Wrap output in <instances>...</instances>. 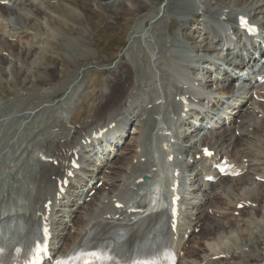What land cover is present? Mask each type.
<instances>
[{
  "label": "rangeland",
  "instance_id": "obj_1",
  "mask_svg": "<svg viewBox=\"0 0 264 264\" xmlns=\"http://www.w3.org/2000/svg\"><path fill=\"white\" fill-rule=\"evenodd\" d=\"M77 1L78 22L76 24L72 20L69 21L70 23L66 22L67 29H74L72 34L68 31L60 32L58 25L51 22L52 19L57 18L55 15L56 10H52L54 14L51 11L47 13L44 21L46 24L39 33L41 38L51 40L52 46H47L48 48L46 47L43 52L32 60H25L18 67L14 61L15 71L12 76H9L10 70L8 67L6 68V64L0 62V72L2 74L0 78V103L6 102L7 106L6 111L0 112V211L12 206L19 199L24 202L25 211L31 209L37 198V196L34 197V188L38 184V176L41 175L42 170L37 161L38 159H36L37 153L46 151L48 145H50L49 143H57L65 141L67 138L69 140L73 138L72 143L76 144L78 142L73 141L81 129H85L86 133H89L88 128L95 123L106 121L110 114L114 124L117 125L124 118L121 115L123 112H126L125 118L135 120L138 113L132 112V106L143 105L144 98L162 93L163 97H160V99L164 102L158 105L149 117L153 122L152 129L149 132L151 134L150 142H147L145 138L143 140L142 131L138 129L141 124L138 121L130 124L124 141L131 152L126 153L121 158L119 157L112 166L114 177L111 178L112 181L118 182L117 185L121 186V197L131 196L134 192L129 191L126 187L129 179L125 178V180L120 176L125 174L124 169L131 167L132 156H135L134 147L145 140L147 145L159 141L160 138L155 135L156 129L153 130V128L159 122L160 125L166 126L177 110V104L173 101L172 96L174 95L173 92L176 90L178 92L180 88L173 86L172 75L167 69V65L162 63L165 59V53H171L173 56L178 57L182 65L195 67V71L188 73L189 77L187 78H194L192 90L196 95L201 94L206 102L209 100L213 103L217 100L227 99L225 95H219L220 93L216 91L217 84L210 83L209 88L203 86L207 76L211 73L210 76L213 77L214 73V71L209 72L206 68L214 69V66L204 62L203 64L197 63L202 55L205 58H223V52L219 50L220 47L217 52L197 54L194 48L202 46L199 43L201 37L196 38L197 40H191L192 42L185 39L186 35L192 34L190 31L194 32L196 30L198 32L199 29L203 30L209 26L218 27L210 14L205 18L201 17L199 20L190 18V14L199 13L203 8L199 4V0H182L183 2H179V0H121V4L115 7L106 6L102 0ZM173 1L187 4L191 7V12L184 11L173 14L175 12H171L168 8V4ZM204 1L200 0V2ZM230 1L235 5L231 7L237 11L239 8L242 9L246 15L262 5L261 0ZM212 3L214 4V1ZM52 5H56V1H53ZM147 5L151 6L147 7ZM200 20H204L208 24ZM193 23H199V25L193 26ZM182 28L190 31L181 32ZM219 34L223 36L221 32ZM14 39L7 40L6 46L16 50L20 45ZM222 43L223 41L219 46ZM30 44L33 43L30 42ZM7 52L5 51L2 54ZM36 58H43V61L36 63ZM16 68L17 70L18 68L21 69L19 75ZM43 68H47L52 72V77L46 75L44 77L43 75L47 71H43L42 75ZM124 68H130L133 74L131 82L125 88V94L131 97L126 104L134 99L136 93L137 95L133 100L135 104H130L131 108L128 106L125 109L121 95L117 93L115 102H112L109 107L106 106L101 113L97 112L99 103L91 95L98 90H101L103 94H107L108 90L104 83L112 80L113 74L120 73ZM139 82L142 83V86L138 89ZM101 84L102 87L99 88ZM24 86L27 91L23 90ZM133 91L135 93L132 94ZM259 96L263 98L262 101L259 100ZM240 98L244 102L243 107H241L243 111L239 115L233 116L231 124L238 123L241 114L246 111L247 114H252V120L260 132V128L264 123V87L254 89L248 94H239L237 99L231 98L228 101L233 103ZM191 108L204 110L205 106L201 102H195L191 105ZM189 114L193 116L195 114L194 110ZM148 116L139 117V120L144 121ZM96 126L100 127L99 124H95ZM232 127L233 124L231 127L223 126L208 132L206 138L208 140L205 145L215 144L224 131ZM235 136L239 137L238 133ZM254 143H257L256 146L262 147L264 138L258 139ZM138 148L141 149L140 146ZM173 148L176 150V154H180L179 151L184 148L188 149L189 144L176 143ZM223 148L225 149V147ZM143 150L145 153L147 152L146 149ZM155 150L156 160L161 168V155L159 156L161 151L158 148ZM194 150L198 153L200 145L196 144ZM243 151L244 154L247 153L246 150L243 149ZM149 152L146 154L150 155ZM252 152L256 153L254 150ZM238 154H236L235 161L240 166L248 168V178H243L244 182L242 184H239L238 179H233L234 181L230 184L226 180V184L224 183L226 186H223L225 188H212L205 194L201 191L198 192V182L195 181L199 179V176L201 177V172L207 168L206 162L200 160V155H196L194 160L198 163L197 171H194L192 175L185 172L182 174V170L186 171V165L182 161L180 162L182 156H176L178 157L175 160L177 161V168L181 173L177 180L182 187L181 197L183 202L179 232L184 237L182 236L180 239V249L182 250L184 243L189 241L188 249L180 253L179 264H197L196 260L200 261V264H232L234 259L252 254L258 257L255 264H264V199L260 200L264 191V183L259 182L253 176L256 173L264 175L262 156L258 155L260 159L257 156L255 158L249 157L250 159H241L237 156ZM192 160V157L186 158L189 163ZM152 164L154 165L153 162ZM149 165L144 169H149L151 167ZM143 167L142 165L137 166V169L141 172L145 171L144 175L152 176L151 173H147V170L143 171ZM109 170L106 169L107 174L110 173ZM114 171H117V173L114 174ZM87 179H90V177H87ZM103 182L101 181L98 184ZM123 182L124 185L122 186ZM207 186L203 185L201 190L208 189ZM97 188L100 191L102 189L101 187ZM104 191L102 190L103 193L101 194L103 197L107 194V188ZM116 192H119L118 189H116ZM212 195L218 198L213 201L214 204L209 205L208 202L211 200L209 198ZM96 197L94 196L91 203H88L93 205ZM236 197L248 198L249 202H252L250 199L253 200L254 198L256 202L251 206L247 203L248 208L246 207V210L237 209L235 211ZM249 206L252 209H249ZM207 217L220 220L224 229L214 231L212 234H203L202 229L207 228ZM200 219L201 221H199ZM189 223H195L194 226L196 227L198 224L200 225H198L199 228L195 227L193 229V237L188 233L184 234ZM62 227L58 226L56 232H61ZM68 227H72L71 224ZM72 232L73 229L70 233ZM193 250H198L196 255L193 257L186 256L188 251L192 252Z\"/></svg>",
  "mask_w": 264,
  "mask_h": 264
},
{
  "label": "bare ground",
  "instance_id": "obj_2",
  "mask_svg": "<svg viewBox=\"0 0 264 264\" xmlns=\"http://www.w3.org/2000/svg\"><path fill=\"white\" fill-rule=\"evenodd\" d=\"M53 1H56V5H52ZM102 1L106 4V6H109V7H115L121 4V0H102ZM213 1H214V4L212 3ZM1 2H5V5L0 4V56H3L2 53H4L5 51H8L7 53L9 55L6 53L4 55L5 57H0V62L5 63L6 68L7 67L9 68L10 70L9 76L10 75L12 76L13 72L15 71V67L13 65L14 61L17 63L16 66L18 67L23 61L25 60L28 61L30 59L32 60L39 53L43 52L47 46H50L52 44L51 40L41 38V36H39V33L44 29V26L46 24L44 23V21L46 19L48 12L50 11L52 12V10H56L55 15L57 16V18L52 19L51 22L52 23L55 22L58 25L57 27L60 32L68 31L70 34H72V32H74V29L73 28L67 29L68 27L66 28V22H69L70 20H72L74 24H76L79 20V17H78L79 13L76 8L78 5L77 0H0V3ZM179 2H183V1L179 0ZM179 2L175 3L173 1L168 4L169 10L171 12H175L173 14L182 13L184 11H190L191 7H189L187 4H183ZM261 2H262V5L258 6L252 12V14H249V15H251L250 20L254 21L253 24L259 25L260 28H264V0H261ZM247 3H249V1H247ZM199 4H201L203 8L201 9V11H199V13H197L198 15L203 16V15L210 14L212 18H214L217 21L224 20L223 22L229 21V22L237 23L236 21L237 16L242 15L240 13L244 12L239 7L238 8L240 10L238 11L235 10L233 7H231L235 5L230 0H205L204 2H200L199 0ZM151 5H147V7ZM214 5L216 6V8ZM137 12H140V11H137ZM52 14L54 13L52 12ZM243 16L248 18L245 15ZM260 16L262 17L259 20ZM192 25L193 26L199 25V23H193ZM230 29H231V26H230ZM182 31L186 32L190 30L186 28L184 29L182 28L181 32ZM190 32L192 34L186 35V38H185L188 41L195 40L196 38L201 37V40L199 43L202 46H196L194 48L197 54L199 53L209 54L211 52H217L218 50L217 47L219 46L218 44L222 41V37L217 34V31L212 26L206 27L203 30L199 29L198 32L196 30L194 32L193 31H190ZM9 39H14L15 42L17 41L20 45L19 48L17 47L18 49L14 50L12 47H7L6 46L7 40ZM30 42H32L33 44L31 45ZM229 54H233V52L230 51ZM261 54H262L261 57L264 58V50L261 51ZM203 59H206V58L202 55V57L200 56L199 61H202ZM36 61H37L36 63H40L43 61V58L42 59L36 58ZM204 62H207V61L205 60ZM226 63H227V60L223 64L227 65ZM216 66L217 65L215 64V67ZM191 69L195 70L193 68ZM235 69L237 71L243 70L241 69V66L235 67ZM20 70L21 69L18 68L17 70L18 75L19 73H21ZM201 70H203V68H201ZM216 70L220 71V68L217 67ZM43 71H47V72L44 73L43 75ZM222 71H224V69H222ZM216 74L218 75L219 73L216 72ZM224 74L226 75L227 73H224ZM42 75L44 77L45 75L48 77H52V72L47 70V68H43ZM132 75L133 74L130 68H124L122 71H120V73L118 74L114 73L112 80L106 81V83H104L105 87L108 90L107 94H103L101 90H98V91H95L94 94L91 95L99 103L97 112L101 113L105 109L106 106L109 107L112 102H115L117 99V93H120L121 95L120 97L122 98V101H123V106L126 107L127 100L129 98L131 99V97L125 94L126 93L125 88H126V85L131 82ZM210 75L207 76V79L203 84L205 88H209V84L212 83V81H216V84H217L218 80H216V78L212 79ZM1 77H2V74L0 72V78ZM234 78H238L237 75H235V73H234ZM141 84H142L141 82L138 83V89L141 88L142 86ZM232 85L233 84H231L230 82L224 83L223 85L217 84L216 91H218L220 95L224 96L227 94V95H230L229 96L230 98H232L234 96ZM101 87H102V84L99 86V88ZM23 90L27 91L25 86L23 87ZM181 90L182 88H180L178 92L176 90V93H178V95H182L183 93ZM87 97H89V95H87ZM146 101H147L146 106L145 105L132 106V112L133 113L138 112V117H136L135 120L133 119H127V120H128V124H133L135 121H138V123L141 124V126L138 129L143 130V133H142L143 140L145 138L147 141H150L151 135L149 134V132L152 129L153 122L151 121V118L149 117L152 114V112H154L155 110L156 98L154 96H148ZM236 101H239V102H236L238 103V108L236 111H232L235 113V115L243 111L241 110V107H243L242 104L244 103L243 101H241V98ZM5 103H0V112L1 111L4 112L7 110V106ZM216 103L219 104V101L217 100ZM148 104L152 105L149 110L147 108ZM232 106H235V105L233 104ZM129 108H131V105H129ZM100 113H97V114H100ZM145 114H148V115L150 114V115L144 121L139 120V117L141 115L144 116ZM96 128H99V130L104 129L103 127L94 126L93 128L90 129L89 134H91L92 131ZM260 130L261 131L259 132V129H257L255 126V122H253L252 114H247V112L244 111V113L241 114L240 116L239 122L238 123L234 122V126L232 129L228 128V130L224 131L221 137L217 139L215 144H213L211 147L209 146H204V147H208L209 150L214 152V155H213L214 159H220V160L223 158L228 159L233 165V168H232L233 171L237 170V171L243 172L245 170L244 174L241 177L237 178L239 181V184H242V182H244L243 178H248L249 176L248 168H245L244 166H240V164H237V162H235L236 154L239 153L237 156L241 159L249 158V157L255 158V156H257L258 158L259 157L258 155H260V157L262 156L261 160L264 161V144L263 146L260 145L262 147H258L256 146L257 143H254L256 142V140L258 139L261 140V138H264V123L262 124ZM115 131L116 130L109 132V133H114ZM236 132H238L239 137L235 136ZM87 134L88 133H86L85 129H81L78 132L79 142L76 144L69 142L67 139L63 143L60 141L57 143H54V142L49 143L52 146L48 145V149H47L48 151H46L47 153L44 152L40 154L37 160L42 170H41V175H39L40 181L38 178V184L35 187V194L37 195V198L35 201L36 205L33 206L31 211H29V214L34 215V216L45 217L48 220L50 233L52 235V238L50 240V254L53 257L61 256L62 254L67 252V250H69L79 240V238L85 233V231H87L90 227H92L96 222L113 221L116 223H122L129 216L128 215L129 211L131 212L136 211L137 205L139 201H141V198H142L141 197L142 190L138 189V191L135 193L132 200L130 201L122 200L120 197L121 196L120 193L122 192L121 186L117 185L118 182L115 183L116 181H112V178H111L113 176L112 166H114V162L119 157L121 158L125 156L126 153L129 154V152H131L129 150L130 149L129 146L125 145V143L121 145L115 144L114 153L111 155L110 152L108 151L105 163L102 161L101 165L99 166L92 165V169H88L84 171V178H79L76 184L71 183L69 185L68 191L65 192V194L62 195V197L59 196L61 195V190L58 187V183L61 182L65 177H67V172L68 170H70L71 159L75 155H77L78 157H80V159L78 160V162H80V160L82 159L81 158L82 151H84L83 153H85V148L88 149L87 140L89 139L90 142H93L94 140V138L87 136ZM82 140L85 141V145L81 142ZM146 140L144 141V143L139 142L140 143L139 146L141 147L143 153L139 151L137 152V150L139 149L138 146L134 147L135 156H132V162L130 164L131 167L127 168L126 170L124 169L123 171L125 174L120 176V177H123L124 179L127 176L129 181H131L132 188H137L140 185V179L142 177L141 174L135 175L137 173L136 166L141 164V161L143 158L145 160L144 161L145 167L150 164L148 160V155L144 154L145 152L143 150V149H146L147 151L146 153L149 152L148 147L145 144ZM194 146L195 145L188 148L187 150L184 149L183 155L186 157L188 156V154H192L195 148ZM223 147H225V151L223 150L224 149ZM219 148H223V149H219ZM243 149L246 150L247 153L244 154ZM253 150L256 151V153L252 152ZM197 154L198 156L200 155L201 158L204 157L202 156V152H199V153L194 152L192 157H194ZM160 155L161 153H159V156ZM42 156L50 159L52 161V164L49 165L48 163L42 162L41 160ZM53 162H57L56 167L53 166ZM103 165L107 166L106 169L111 170V171L109 170L110 171L109 174H107L103 170ZM197 165L198 163H196V161H193L190 165H188L187 163V166H186L187 173H193L197 169L198 167ZM262 165L264 166V162L262 163ZM88 167L89 166H87V168ZM208 172H211L209 168H208ZM115 173H117V171H114V174ZM99 175H101V179L102 178L105 179V183H103L101 186L102 188L101 191L100 190L97 191L93 187V184H91L95 180H97ZM253 176H260V175L256 173ZM85 177H90L91 179L87 180L85 179ZM226 180L227 182H229V184L232 181H234L232 179L228 181V179L223 178V179H219L215 184L208 183L206 185L209 186L210 190H212V188L223 189L225 188L223 186H226L225 185ZM196 182H198V180ZM123 185H124V182L122 186ZM105 188H107V191H106L107 194L103 197L101 194L103 193L102 190L104 191ZM116 189H118L119 192H116ZM201 189H202V185L198 183V191H202L203 193L207 192L206 190H201ZM91 191H94L93 197L97 196L96 200L94 199L95 203H93V205L89 203L87 204L85 203V200L88 198L89 196L88 194ZM82 196H83L84 202L80 203ZM127 197H130V196H127ZM217 198H218L217 196L212 195L211 198H209L211 200L208 202V204L209 205L214 204L213 201L217 200ZM235 199H236L235 207L238 204H246L247 201H249L248 198H237L236 197ZM263 199H264V191L261 194L260 200H263ZM250 201L254 203L256 202L254 198L253 200L250 199ZM243 209L246 210L245 207ZM250 209H252V207ZM82 210H83V213H82ZM144 213L145 215H148V213H150V210L144 211ZM137 218L139 217L137 216L132 217V219L129 220V224L133 225ZM207 220H208L207 228L202 229L203 234H206V235L212 234L214 231H217L219 229H224V226L221 224L220 220L215 219V218H209V217H207ZM69 223H72L73 225L72 233H70L72 229H69L67 227ZM58 224L64 225V227L61 233L55 234V229L57 228ZM228 225L230 226L231 224H228ZM195 227L196 226L194 225L192 226L190 224L189 228L186 229V232L187 231L191 232L193 228ZM188 242L184 244V247H183L184 251L188 249V246H187ZM175 243L176 241L173 244L174 249H175ZM197 252L198 250L196 251L193 250L192 252L188 251V253H186V256L193 257L194 255H196ZM257 258L258 257H255L253 254L248 255V256L238 257L237 259L233 260L232 264H255V262L257 261ZM196 262L197 264L201 263L200 261H197V260Z\"/></svg>",
  "mask_w": 264,
  "mask_h": 264
},
{
  "label": "snow or ice",
  "instance_id": "obj_3",
  "mask_svg": "<svg viewBox=\"0 0 264 264\" xmlns=\"http://www.w3.org/2000/svg\"><path fill=\"white\" fill-rule=\"evenodd\" d=\"M242 24L246 21L241 19ZM46 231V230H45ZM33 259L28 261V264H39L42 256L48 255V248L46 243L37 244L32 252ZM116 254H110V250L104 247H98L96 250H79L70 253L67 258L56 260V264H109L110 261H115ZM119 264V262H117ZM127 264V262H126ZM132 264H160L158 260L152 261H133Z\"/></svg>",
  "mask_w": 264,
  "mask_h": 264
}]
</instances>
